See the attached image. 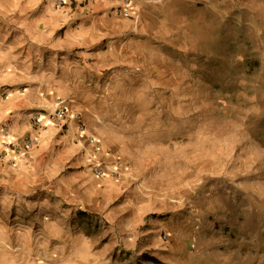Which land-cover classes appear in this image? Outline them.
<instances>
[{
	"label": "clouds",
	"instance_id": "9594fccd",
	"mask_svg": "<svg viewBox=\"0 0 264 264\" xmlns=\"http://www.w3.org/2000/svg\"><path fill=\"white\" fill-rule=\"evenodd\" d=\"M20 3L0 0V15ZM141 5L167 19L146 15L141 23L129 3L125 11L135 20L122 28L103 21L105 31L96 21L70 28L69 49L107 37V50L78 53L83 68H69L65 59L60 79L53 62L48 73L29 78L39 87L17 93L31 95L51 119L35 117L42 126L12 171L21 181L27 173L42 187L47 182V191L28 201L19 192L0 196V264H120L112 248L135 250L144 236L142 249L164 253L165 264H264V74L243 72L245 57L264 67V0H138ZM145 28L148 40L111 38L129 29L140 37ZM153 40H164L177 55ZM2 49L0 42V65L15 50ZM65 124L67 133L56 139ZM31 131L25 123L21 134ZM82 208L91 220L79 218ZM238 212L251 223L246 245L234 246L223 230L235 228Z\"/></svg>",
	"mask_w": 264,
	"mask_h": 264
},
{
	"label": "crops",
	"instance_id": "0c3cea01",
	"mask_svg": "<svg viewBox=\"0 0 264 264\" xmlns=\"http://www.w3.org/2000/svg\"><path fill=\"white\" fill-rule=\"evenodd\" d=\"M130 1L132 7L137 9L136 15L141 18V23H143L146 15L158 17L162 21L167 19L166 12H155L151 10V6L147 5H141L137 8L138 0ZM123 6V3H117L116 0H108L107 5L104 4V0H100L99 3H97V0H66V5L61 8L66 10V15L61 16L59 15L61 9L56 8L54 0H39L38 3H32L31 6H29V0H21L19 7L12 8L10 12L0 15V42L3 43L2 50L7 51L9 47L15 49L5 64L0 65V114H3V118L0 119V129L3 130L4 137L3 140H0V144H2V147H0V180H7L8 182L7 184L0 185V196L6 190L13 194L19 192L21 199L28 201L36 195L47 191V182L42 187L38 179L33 181L27 173L24 180L21 181L17 178L16 172L12 171L20 163V156L16 155L12 149L15 146L23 144L26 139L32 138V134L39 131L42 126L39 122L37 125L33 124L31 121L32 117L36 115L48 116L51 119L47 108L34 106L31 95L18 98L17 93H24L25 91L31 93V90L39 87L38 84L32 83L29 78L48 73L53 62L57 66L56 77L60 79L65 74V69L61 67L65 59L69 61V68H71V63H78L83 68L84 60L78 53H94L98 49L106 51L105 45L109 39L107 37L96 43L87 42L90 45L87 48L74 47L69 49L66 45L69 29L79 24L90 27L93 21L97 22L100 31L106 30L100 25V21H103L109 27L120 25L122 28L125 20H135V16L126 12ZM221 7H226V5L222 4ZM218 33L222 36V32ZM128 36H133L140 40H148L151 37V32L145 28L143 35L136 37V34L129 29L126 32H114L111 38L124 39ZM78 38V34L73 35L74 40ZM152 44L155 47L162 48L165 52L171 49L173 57L177 55V50L173 49L172 45L165 43L164 40H153ZM13 56L16 57L15 60L12 59ZM173 57H170V60L175 64L177 61ZM88 63L91 64L93 61L89 60ZM180 63L182 65L183 62L181 61ZM9 67L14 71L9 73ZM72 71L74 72L75 69H72ZM108 71L110 69H105L103 74L106 75ZM83 75L85 78L89 76L87 69H85ZM92 75L95 76L96 74L92 73ZM45 98L49 102L52 100V96L50 95ZM65 110L70 111L71 109L65 107ZM25 123L32 125V131L21 134ZM9 124L11 125V133L15 131L16 135L13 137V142H4L7 139L4 136V127ZM67 131L68 125L65 124L57 134L56 139L66 134ZM61 147L62 145L56 146L57 150ZM25 159H28V157ZM66 171L82 172L83 168L71 169L66 166ZM15 209L16 206L14 204L12 208L13 213ZM79 218L81 220H91L92 214L82 208L79 210ZM140 240L141 244L139 245H142V242L146 239L142 240L140 238ZM138 248L139 251H146L148 249L147 247L142 249L141 246ZM113 249H116V253L110 256L114 261L118 259L120 264L133 263L132 257L129 260L126 255L128 252H134L136 249L128 250L122 247H113ZM162 255L164 253H161L157 249L151 254L152 257L157 258V260L165 264V261L160 258Z\"/></svg>",
	"mask_w": 264,
	"mask_h": 264
},
{
	"label": "rangeland",
	"instance_id": "374dc122",
	"mask_svg": "<svg viewBox=\"0 0 264 264\" xmlns=\"http://www.w3.org/2000/svg\"><path fill=\"white\" fill-rule=\"evenodd\" d=\"M217 36H218V38L222 39V36L220 35V33H217ZM247 47L250 49L251 45L249 44V45H247ZM243 63L245 65V67L243 68V72H244L245 75H251L253 72H257V71L259 73H261V74H264V67L260 66V63H259V61L257 59H254L252 57H245V60H244ZM233 70H235V68H233ZM225 87L226 88L227 87H231V84L229 83V84L225 85ZM222 95L224 97H230L231 93L225 91ZM223 102H224V105H227L228 104V99L225 98ZM160 215L162 217L166 218L168 214L161 213ZM146 219H148V218H146ZM250 223H251V218L250 217H246L242 213L238 212V220H237L235 228L225 227L224 230H223L224 231V235L229 238L230 242L232 241L234 246L237 243L238 244H242V245H246V241H247L246 231H247V228L250 225ZM141 230L143 231V227H142ZM141 238H142V240L143 239H147L146 236L141 237ZM169 241H171V238H169ZM139 244H141V240L140 239L137 241V245H136V248H135L136 250L134 252L130 251L126 255L127 259L130 260V258L132 257L133 263H131V264H145V263H147V264H155L154 262H152L150 260H146L145 258H143L144 255H146L149 258H154V259L157 260V258L151 256L152 252L155 249L154 248H148L146 251L145 250L139 251L138 247L141 246ZM262 248H264V246H262ZM114 253H116V249L111 250V254L110 255L112 256ZM122 254H124V253H122ZM246 254H247V251L245 250V255ZM157 264H163V263L160 260H158Z\"/></svg>",
	"mask_w": 264,
	"mask_h": 264
},
{
	"label": "built area",
	"instance_id": "2783aa9c",
	"mask_svg": "<svg viewBox=\"0 0 264 264\" xmlns=\"http://www.w3.org/2000/svg\"><path fill=\"white\" fill-rule=\"evenodd\" d=\"M129 3H131L130 0H123V4H124L123 9H125V4H129ZM54 4H55L57 9H61L66 5V2H65V0H54ZM56 113H57V116H59L60 115V109H56ZM36 116H33L31 119V121L33 122V124L35 123V125L39 124L38 120L35 118ZM10 134H11V125L9 124L8 126L4 127V136L8 137ZM31 146H32V138H29V139H26L23 142V144L15 146L12 150L16 155L20 156L21 151H24L25 153H27L28 149Z\"/></svg>",
	"mask_w": 264,
	"mask_h": 264
},
{
	"label": "trees",
	"instance_id": "16d2710c",
	"mask_svg": "<svg viewBox=\"0 0 264 264\" xmlns=\"http://www.w3.org/2000/svg\"><path fill=\"white\" fill-rule=\"evenodd\" d=\"M143 258H145L146 260H150V261H152V262H154L155 264H157L158 263V260H156V259H154V258H149L148 256H146V255H144V257Z\"/></svg>",
	"mask_w": 264,
	"mask_h": 264
}]
</instances>
